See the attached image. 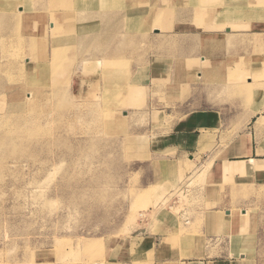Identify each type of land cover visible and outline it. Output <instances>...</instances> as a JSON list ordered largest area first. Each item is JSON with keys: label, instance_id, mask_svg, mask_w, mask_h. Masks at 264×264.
<instances>
[{"label": "rangeland", "instance_id": "obj_1", "mask_svg": "<svg viewBox=\"0 0 264 264\" xmlns=\"http://www.w3.org/2000/svg\"><path fill=\"white\" fill-rule=\"evenodd\" d=\"M70 1L0 0L21 13L0 22V264H91L147 224L202 218L209 164L173 135L239 93L245 67L221 63L264 47V0Z\"/></svg>", "mask_w": 264, "mask_h": 264}, {"label": "crops", "instance_id": "obj_2", "mask_svg": "<svg viewBox=\"0 0 264 264\" xmlns=\"http://www.w3.org/2000/svg\"><path fill=\"white\" fill-rule=\"evenodd\" d=\"M258 54L260 58L221 63L245 67L231 82L239 93L220 102L206 100L208 105L191 111L173 135L170 147L176 157H188L195 169L209 164L211 183L194 188L199 199L188 208L202 218L189 224H147L104 264H264V47ZM218 131L226 136L220 138ZM249 210L255 212L251 220ZM178 235L174 244H166ZM182 235H197L200 244L182 246Z\"/></svg>", "mask_w": 264, "mask_h": 264}, {"label": "bare ground", "instance_id": "obj_3", "mask_svg": "<svg viewBox=\"0 0 264 264\" xmlns=\"http://www.w3.org/2000/svg\"><path fill=\"white\" fill-rule=\"evenodd\" d=\"M94 1H96L97 3H99V2L111 3L110 0H94ZM58 2L61 3V4H64V5H68V9L69 10L73 9L70 0H58ZM20 9H21V7L19 8V10ZM51 12H52V16L54 18V23L58 24V22L61 21L62 18H63V13L56 12V11H51ZM12 14H21V13H17L15 8H9V9L6 8L5 9L4 6H0V22H4L6 26H9V27L12 26V22L10 21V19H16L17 18L15 15H12ZM2 25H4V24H2ZM9 27H5V28H9ZM5 28H3V29H5ZM57 54L60 55V56L63 55V50L60 48L58 50Z\"/></svg>", "mask_w": 264, "mask_h": 264}]
</instances>
